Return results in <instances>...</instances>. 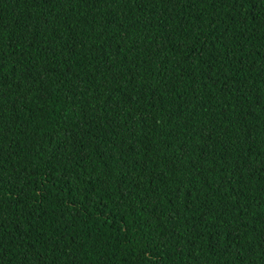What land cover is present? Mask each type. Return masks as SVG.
<instances>
[{"label":"trees","instance_id":"16d2710c","mask_svg":"<svg viewBox=\"0 0 264 264\" xmlns=\"http://www.w3.org/2000/svg\"><path fill=\"white\" fill-rule=\"evenodd\" d=\"M0 264H264V0H0Z\"/></svg>","mask_w":264,"mask_h":264}]
</instances>
